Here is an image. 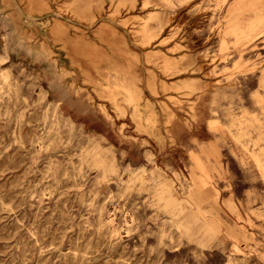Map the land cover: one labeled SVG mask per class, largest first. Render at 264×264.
<instances>
[{
    "label": "rangeland",
    "instance_id": "obj_1",
    "mask_svg": "<svg viewBox=\"0 0 264 264\" xmlns=\"http://www.w3.org/2000/svg\"><path fill=\"white\" fill-rule=\"evenodd\" d=\"M0 264H264V0H0Z\"/></svg>",
    "mask_w": 264,
    "mask_h": 264
}]
</instances>
